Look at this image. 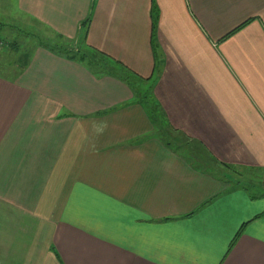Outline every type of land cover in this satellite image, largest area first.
<instances>
[{
    "label": "crops",
    "instance_id": "crops-1",
    "mask_svg": "<svg viewBox=\"0 0 264 264\" xmlns=\"http://www.w3.org/2000/svg\"><path fill=\"white\" fill-rule=\"evenodd\" d=\"M14 19L133 82L43 45L0 74V264H264V181L230 174L264 172V0H0Z\"/></svg>",
    "mask_w": 264,
    "mask_h": 264
},
{
    "label": "rangeland",
    "instance_id": "rangeland-1",
    "mask_svg": "<svg viewBox=\"0 0 264 264\" xmlns=\"http://www.w3.org/2000/svg\"><path fill=\"white\" fill-rule=\"evenodd\" d=\"M7 19V18H3ZM4 23H9V20L2 21ZM10 25L6 29L0 31V74L10 75L11 77L16 71L23 70L22 68L27 65L32 51L30 50L33 46L43 45L52 48L54 51H59L61 48L63 50H79L83 49L87 51L85 41H65L60 39L58 36H52L50 33L40 30L34 24L21 23V21L10 22ZM6 25V24H5ZM21 75V74H20ZM14 76V75H13ZM135 84L138 85L141 92L147 91V84H141L137 79ZM236 172H231L232 177H236L239 182L247 184H258L264 181V172L261 174L259 179L254 174L250 175V178L256 177L251 180L246 174H239ZM238 174V175H237ZM255 192L254 189L251 188Z\"/></svg>",
    "mask_w": 264,
    "mask_h": 264
},
{
    "label": "trees",
    "instance_id": "trees-1",
    "mask_svg": "<svg viewBox=\"0 0 264 264\" xmlns=\"http://www.w3.org/2000/svg\"><path fill=\"white\" fill-rule=\"evenodd\" d=\"M89 23V19H87L85 22H83L84 27V35H86L87 32V26ZM85 41V39H83ZM87 48V51H84L83 49L79 50H63L59 48V52L63 55H65L67 58L71 60H75L84 66H86L93 74L96 76L102 75V74H109L112 76L119 77L123 80H125L127 83L130 84V81L133 82V72L129 70L125 65H123L121 62L115 60L108 54L86 44L85 46ZM134 85V84H133ZM137 89H139L138 85H135ZM139 96L140 101L145 105L148 112L151 114L152 119L154 121H158L162 119L161 111L155 104L154 100L150 96V92L143 91L139 89ZM158 119V120H157ZM246 189L254 188L256 189L257 186L252 185H245L243 186ZM260 216H257V218ZM240 236V231L237 233L235 238L232 240L229 249H232V247L235 245L238 237Z\"/></svg>",
    "mask_w": 264,
    "mask_h": 264
}]
</instances>
